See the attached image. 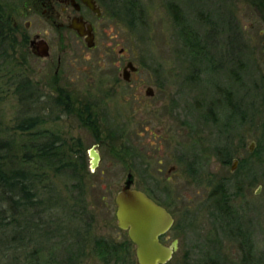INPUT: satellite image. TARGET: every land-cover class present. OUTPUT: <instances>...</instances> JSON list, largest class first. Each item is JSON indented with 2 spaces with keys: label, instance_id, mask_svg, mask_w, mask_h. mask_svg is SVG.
I'll use <instances>...</instances> for the list:
<instances>
[{
  "label": "rangeland",
  "instance_id": "obj_1",
  "mask_svg": "<svg viewBox=\"0 0 264 264\" xmlns=\"http://www.w3.org/2000/svg\"><path fill=\"white\" fill-rule=\"evenodd\" d=\"M103 1L89 49L29 14L23 0H0L17 40L0 52V141L18 146L42 133L35 138L59 141L61 160L79 163V172L46 170L51 189L28 217L3 215L0 264H116L110 256L137 264L114 202L129 173L175 217L166 245L178 240V250L168 264H264L261 13L252 0ZM36 37L49 57L32 52ZM127 61L139 69L131 86L121 78ZM69 104L79 119L84 108H97L99 127L82 128L77 116L63 114ZM31 120L30 132L18 130ZM98 144L95 171L88 152ZM220 185L230 215L217 197Z\"/></svg>",
  "mask_w": 264,
  "mask_h": 264
},
{
  "label": "trees",
  "instance_id": "obj_2",
  "mask_svg": "<svg viewBox=\"0 0 264 264\" xmlns=\"http://www.w3.org/2000/svg\"><path fill=\"white\" fill-rule=\"evenodd\" d=\"M252 2L261 13L264 21V0H252ZM175 12V19L178 21L177 10ZM8 18L0 12V52L2 48L17 42L15 36H13L14 27ZM35 126L36 121L31 120L19 125L18 130L30 132ZM37 136L41 138L43 134H27V139L18 146L13 145L11 141H0V220L4 214L6 216L7 214L10 215L13 220H16V216L20 212L28 217L27 213L38 209L43 204L41 196L45 191L49 192L51 189L46 170H49L52 166L57 169L65 170L68 168L74 172H79L75 166L77 162L74 164L71 161L61 160L59 155L61 154L62 147L59 141L56 139L54 141H42L36 139L35 137ZM78 159L83 164L82 155L79 152ZM76 165H79V163ZM74 187L78 186L75 185ZM223 187V185H220V190L216 189L217 197L221 196L220 203L223 208L225 207L224 213L230 215L232 211L228 207L229 198L225 194ZM49 200L51 199L49 198ZM49 206H55V203L54 205L52 202L48 203ZM5 226L9 227L10 223H7ZM13 227L10 233L12 237L17 233V230ZM15 238L13 237L12 240L15 241ZM100 253L101 257H103V254L109 255V252L106 250ZM116 264H118V260H116ZM205 264L225 263L218 259H209Z\"/></svg>",
  "mask_w": 264,
  "mask_h": 264
},
{
  "label": "water",
  "instance_id": "obj_3",
  "mask_svg": "<svg viewBox=\"0 0 264 264\" xmlns=\"http://www.w3.org/2000/svg\"><path fill=\"white\" fill-rule=\"evenodd\" d=\"M83 1L96 12L94 0ZM73 29L79 36L85 37L88 48L95 46L94 35L87 36V33L83 31V24H75ZM31 50L41 58H47L50 55L49 45L44 40L31 41ZM128 69L137 71L135 65L130 62L125 68V80H129L131 74ZM153 92L152 88H148L147 96L152 97ZM91 157V169L95 170L99 165L100 156L92 149ZM133 183L134 176L129 174L123 189L116 197L118 227L127 232L134 244L137 264H168L177 252L179 242L175 240L171 245H166L160 238L172 229L175 219L145 193L132 189Z\"/></svg>",
  "mask_w": 264,
  "mask_h": 264
},
{
  "label": "flooded vegetation",
  "instance_id": "obj_4",
  "mask_svg": "<svg viewBox=\"0 0 264 264\" xmlns=\"http://www.w3.org/2000/svg\"><path fill=\"white\" fill-rule=\"evenodd\" d=\"M23 1L25 2V6H27L29 14H33V13L34 14H40L49 24L53 25L57 29V31L60 33L61 36L64 37L65 33L71 32V33L75 34L79 40L83 41L87 47V44L85 42V37L79 36L78 33L73 29V25L83 24V31L85 33H87V36H90L92 34V35H94V38H95V46L93 48H89V49H95L96 48V43H97V39H98V31H99L98 21H99V19L102 18L103 13L106 11L105 3L103 0H94L95 6H96V12L93 11L91 8H89L84 3L83 0H23ZM90 26H91V28H89ZM14 30L16 31L15 27H14ZM35 39L40 40L39 37H36ZM123 52H124V50L120 51L121 54H123ZM130 62H132V61H127L126 63H123V66L122 65L120 66V69L122 68L121 78L129 86L132 85V80L135 78V76L138 74V71H139L138 67H136V66L135 67L137 68V71H135V72L131 71V69H128V71L131 72V74L129 76V80H125V78H124L125 68L127 67V65ZM60 63H61V57H59V59H58V65ZM58 72H59V67L56 70V75H58ZM149 88H151V87H149ZM153 93L155 95V92H153ZM146 95H147V93H146ZM63 98L66 101L68 100V102H70V100H69L70 95L69 94L63 95ZM93 108L94 107L92 106V108L86 107L83 109L84 111H82V113H84V114L86 113L84 119L83 118L79 119V117L77 116L78 111L74 107L71 108L70 104H69L68 108H63L62 112H63V114H66V115L72 114V115L77 116L76 118L79 120L81 127L82 128L87 127L91 130L92 127L93 128L99 127V124H101V121L103 119V116L101 118L97 111L93 112V110H96L97 108L96 109H93ZM97 129H99V128H97ZM98 142H100V144H102V141H98ZM100 144L96 145V147H92L88 152L91 163H92V157H91V150L92 149H94L95 152L97 154H99V156H100L99 165L95 169V171H97V169L100 167V164L102 162V155H101L100 149L98 147ZM79 154H81V153H79ZM238 162L239 161H236V163H238ZM175 169H176L175 166L170 167V169L167 172L168 178H170L172 172L175 171ZM129 174H132V173H129ZM123 187L121 188V190L123 189ZM132 189L145 193L155 203H157L159 206L165 208L175 219L172 211L170 210V206H167L166 204H164L162 201H160L158 198H156L149 191L135 187V177H134V183L132 185ZM121 190L119 192H121ZM118 193L116 194V197H117ZM116 197H115V201H114L115 206H116ZM116 213H117V206H116ZM116 219H117V216H116ZM175 223H176V221H175ZM175 223H174L172 229L167 234L161 236L160 240L164 244H166V242H168V240L171 238V234H172V231L174 229ZM117 225H118V221H117ZM123 232L127 234L126 231H123ZM127 236H128V234H127ZM128 242L132 243L129 236H128ZM132 245H134V244L132 243ZM110 259L112 261H114V263H116V260H118V259H116V257L115 258L110 257Z\"/></svg>",
  "mask_w": 264,
  "mask_h": 264
}]
</instances>
